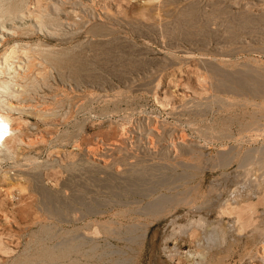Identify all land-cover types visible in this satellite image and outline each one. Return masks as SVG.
<instances>
[{
  "label": "rangeland",
  "instance_id": "rangeland-1",
  "mask_svg": "<svg viewBox=\"0 0 264 264\" xmlns=\"http://www.w3.org/2000/svg\"><path fill=\"white\" fill-rule=\"evenodd\" d=\"M0 35V264H195L215 225L205 264H264V0H0Z\"/></svg>",
  "mask_w": 264,
  "mask_h": 264
},
{
  "label": "bare ground",
  "instance_id": "bare-ground-1",
  "mask_svg": "<svg viewBox=\"0 0 264 264\" xmlns=\"http://www.w3.org/2000/svg\"><path fill=\"white\" fill-rule=\"evenodd\" d=\"M8 8V7H7ZM10 8V7H9ZM5 9V8H4ZM15 9V8H14ZM13 8H12V10H14ZM16 10V9H15ZM14 10V11H15ZM20 10V9H19ZM6 13V12H5ZM6 27V26H5ZM8 31V30H7ZM1 35H2V33H1ZM0 35V36H1ZM5 35V34H4ZM109 36V35H108ZM110 37V36H109ZM112 38V37H111ZM107 39L110 43H115L116 42V39L115 38H113V39ZM107 40H106V42H107ZM1 42V41H0ZM120 44H118L116 47H118ZM125 45H127V44H125ZM13 46H16V45H13ZM20 47V46H19ZM145 47V46H144ZM119 48V47H118ZM121 48V47H120ZM124 48V47H123ZM128 48H130V47H128ZM15 49V48H14ZM113 49V48H112ZM16 51L18 50L17 48L15 49ZM116 50V49H115ZM125 51V49H122V51ZM129 50V49H128ZM142 50V49H141ZM8 51V50H7ZM14 51V50H13ZM25 51V50H24ZM15 52V51H14ZM14 52H12V53H14ZM108 52H109V50H108ZM127 52H129V51H127ZM131 53H134L133 51H130ZM135 52L137 53V51L135 50ZM146 52V51H145ZM6 53V52H5ZM12 53H11V58H12ZM24 53V52H23ZM30 53V52H29ZM135 53V54H136ZM7 54H8V52H7ZM6 54V55H7ZM16 54V56H17V52L15 53ZM19 54V53H18ZM138 54H139V52H138ZM137 54V55H138ZM145 54V53H144ZM115 55V54H114ZM128 55V54H127ZM116 56V55H115ZM3 57H4V54H3ZM6 57H8V56H6ZM6 57H4V58H6ZM15 57V56H14ZM19 57V56H18ZM114 57V56H113ZM10 58V57H9ZM120 58V57H119ZM18 59V58H17ZM17 59H16V57H15V59H13L14 61L16 60L17 61ZM30 59V58H29ZM114 59H116L115 57H114ZM1 60H2V58H1ZM33 60V59H32ZM3 61V60H2ZM5 61H7V59L5 60ZM10 61V60H9ZM11 61H12V59H11ZM31 61V60H30ZM21 62V61H20ZM8 63V62H7ZM13 63V62H12ZM26 63V62H25ZM15 64V63H14ZM21 64V63H20ZM20 64H19V62H18V66H20ZM32 62H31V66H32ZM4 66H5V64H3ZM2 64H0V161L1 160H3L4 161V158L5 157H7V156H10L11 155V153H12V149H11V147L9 148V146L7 147V145L8 144H10V143H12V140H13V134H14V132L15 131H19L20 132V130H21V132H22V129H21V126H19V125H17V126H14V124H13V120H14V118L12 117V115H11V113H10V111H7V110H5V108H8V107H10V109L12 108V104L10 103L11 101H10V99H9V101H6V99L7 98H5V99H3L2 98V95L4 94H9V95H13V93L16 91L17 92V90H15L17 87L19 88V86H17L16 88H15V86H16V83L15 82H13L14 80H16V78L15 77H17V75L15 76V74H13L12 73V75H9V78H6L5 76H4V74L7 72L6 71V69H5V67L3 66ZM23 65V64H22ZM26 65V64H25ZM12 66H13V64H12ZM8 67V69L9 70H11L13 67ZM4 67V68H3ZM15 67V66H14ZM22 68V67H21ZM24 68H26V67H24ZM29 68V67H28ZM17 68H14V70H16ZM13 70V69H12ZM26 70V69H25ZM28 70V69H27ZM26 70V71H27ZM17 71V70H16ZM31 71V70H30ZM10 72V71H9ZM8 73V72H7ZM27 73H28V71H27ZM16 74H18V77L20 76L19 75V73H17L16 72ZM6 75V74H5ZM8 75V74H7ZM4 76V77H3ZM29 76V75H28ZM23 77V76H22ZM27 78V77H26ZM20 79V78H19ZM18 81V80H17ZM18 83V82H17ZM19 83H21V82H19ZM27 84V83H26ZM21 87V86H20ZM23 87H25V86H23ZM27 87V86H26ZM27 90V89H26ZM19 91V90H18ZM15 92V93H16ZM22 93V92H21ZM5 96H7V95H5ZM14 96V95H13ZM15 96H16V94H15ZM18 96H20V95H18ZM17 96V97H18ZM4 97V96H3ZM13 102V101H12ZM16 105V104H15ZM6 106H8V107H6ZM14 108V107H13ZM10 109H8V110H10ZM14 109H16V108H14ZM20 110V109H19ZM20 120V119H19ZM21 122V121H20ZM23 122V121H22ZM24 123V122H23ZM15 135V134H14ZM17 135V134H16ZM15 135V136H16ZM21 137V136H20ZM18 139V138H17ZM22 140V139H21ZM16 141V140H15ZM17 142V141H16ZM32 142V141H31ZM14 143V142H13ZM15 144V143H14ZM34 144V143H33ZM16 147V146H15ZM15 151V150H14ZM15 155H16V153H15ZM9 158V157H8ZM6 160H7V158H5ZM10 159V158H9ZM12 159V158H11ZM14 159H15V156H14ZM3 172V171H2ZM1 172V173H2ZM4 174H6V173H4ZM250 174V173H249ZM8 175V174H7ZM4 176H6V175H4ZM9 178V177H8ZM10 179H11V177H10ZM0 180H1V178H0ZM9 180V179H8ZM17 181H18V179H16ZM5 181V180H4ZM12 181V180H11ZM1 183V182H0ZM5 183V182H4ZM11 184H12V182H11ZM8 185H9V183H8ZM19 185V184H18ZM21 185V184H20ZM11 186V185H10ZM15 186V185H14ZM13 186V187H14ZM17 186V185H16ZM3 188H5V187H3ZM11 189V188H10ZM9 189V190H10ZM260 193V192H259ZM250 194V193H249ZM258 195V194H257ZM261 198V197H260ZM244 202V201H243ZM247 202V201H246ZM245 202V203H246ZM244 204V203H243ZM242 204V205H243ZM235 206H236V204H235ZM246 206V205H245ZM243 212V211H242ZM241 214V213H240ZM237 216V215H236ZM231 217V216H230ZM207 219V218H206ZM204 217H199L198 219H195V221H193V222H191L190 224H193V226L195 225L196 227H202V228H205L206 226H208L207 224H208V221L206 220ZM246 221V220H245ZM237 222H238V220H237ZM242 223V222H241ZM240 223V224H241ZM247 223V222H246ZM212 224V223H211ZM245 224V223H244ZM187 225V224H186ZM219 225V224H218ZM237 225V224H236ZM191 226V225H190ZM192 226V227H193ZM242 226V225H241ZM245 226V225H244ZM259 227V230H260V232H263L264 231V229H263V231H261L262 229H260L261 227H260V225H258ZM224 227V226H223ZM223 227H219V226H217V225H215V226H211V227H208V230H207V227L205 228V230H207L208 232V234H207V236H205V237H207L208 239H207V246L206 247H208V248H210V247H214L215 245H218V244H220L221 245V243H222V245H224V243H225V240H226V232H228V230L226 229H224ZM188 228H189V226H182L181 227V230L180 231H182V232H187V230H188ZM233 228V227H232ZM201 229V228H200ZM231 229V228H230ZM232 230V229H231ZM257 230V229H256ZM206 232V231H205ZM206 234V233H205ZM206 241V240H205ZM203 246V245H202ZM206 247H205V249L203 250V251H200L199 252V255H198V258H197V260L195 261V264H205V261L207 260L205 257V255H206ZM211 249V248H210ZM209 251V250H208ZM206 259V260H205ZM262 259H263V257H262ZM262 261V260H261ZM264 261V260H263Z\"/></svg>",
  "mask_w": 264,
  "mask_h": 264
}]
</instances>
